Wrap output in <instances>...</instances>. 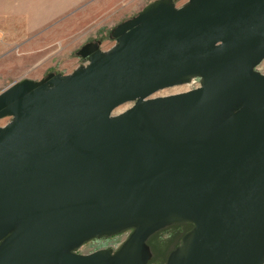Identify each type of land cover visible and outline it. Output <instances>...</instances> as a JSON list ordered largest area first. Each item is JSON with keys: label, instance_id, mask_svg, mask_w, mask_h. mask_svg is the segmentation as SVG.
I'll return each mask as SVG.
<instances>
[{"label": "water", "instance_id": "obj_1", "mask_svg": "<svg viewBox=\"0 0 264 264\" xmlns=\"http://www.w3.org/2000/svg\"><path fill=\"white\" fill-rule=\"evenodd\" d=\"M111 34L0 89V264H147L173 223L164 264H264V0H152Z\"/></svg>", "mask_w": 264, "mask_h": 264}, {"label": "crops", "instance_id": "obj_2", "mask_svg": "<svg viewBox=\"0 0 264 264\" xmlns=\"http://www.w3.org/2000/svg\"><path fill=\"white\" fill-rule=\"evenodd\" d=\"M147 0H0V80L34 79L47 68L48 47L73 32L136 15ZM83 36V37H82ZM76 38V37H75Z\"/></svg>", "mask_w": 264, "mask_h": 264}, {"label": "rangeland", "instance_id": "obj_3", "mask_svg": "<svg viewBox=\"0 0 264 264\" xmlns=\"http://www.w3.org/2000/svg\"><path fill=\"white\" fill-rule=\"evenodd\" d=\"M152 0H147V3H150ZM188 0H174L175 4L182 5L184 2H187ZM131 16H125V18L118 20L115 23L109 24L107 22L102 23L100 25H93L92 30L85 31L83 33V36L85 37L81 38L79 37L80 32H73L72 37H69L68 39V45L67 46H58L56 44L55 46L48 47L47 50H52V55H47V68L44 72H37L36 77L34 79H40L45 78L48 72L53 71L55 73H71L77 66L79 65H86L87 60L83 59L81 56H79L76 51L80 49V46L84 45L87 41L93 40L94 42H97L101 48L103 49H111L115 43V38L112 37L111 31L112 28L119 22L125 21L126 18H129ZM76 37V38H75ZM259 72L261 71L264 73V58L260 61L259 65L257 66ZM33 79V80H34ZM15 79H8V80H0V89L4 88L8 85L11 81ZM188 85L187 84H181V85H173L168 86L167 88H161L156 91L150 96L155 97L158 95L166 96L171 93H181V91L187 90ZM133 104V100H130L126 103H122L115 107L113 110V114L119 113L121 111H125ZM10 117H2L0 118V125H5L9 122ZM130 229H124L120 231L117 234H111L105 236H96L93 239H90L89 241L86 240L81 244V246L75 250L76 253H91L94 252L97 249H111L112 251L117 250L121 247V244L126 239L127 236H129L131 233ZM174 231L170 228H165L162 233H160L159 237L152 239V244L158 246L157 248L160 249L161 246H166L167 239H170L172 237V233ZM151 258L150 262L148 264H162L161 259L159 258L161 255L157 254L154 256V250L151 249Z\"/></svg>", "mask_w": 264, "mask_h": 264}, {"label": "trees", "instance_id": "obj_4", "mask_svg": "<svg viewBox=\"0 0 264 264\" xmlns=\"http://www.w3.org/2000/svg\"><path fill=\"white\" fill-rule=\"evenodd\" d=\"M174 1V0H173ZM192 226V223L187 224H181V223H173L172 225H167L163 228H160V230L156 233L151 234L147 239V244L150 245V249L154 250V256L157 254L161 255L159 258L162 261V264L165 263L167 260L168 254L174 249L175 246L178 245L180 239L183 237V235L187 232V230ZM165 228L172 229L174 232L172 233V237L170 239H167L166 246H161L160 249H158L156 245L152 244V239L159 237L160 233L163 232ZM151 258V257H150ZM152 260V258L150 259ZM148 260V263L150 262ZM147 263V264H148Z\"/></svg>", "mask_w": 264, "mask_h": 264}, {"label": "built area", "instance_id": "obj_5", "mask_svg": "<svg viewBox=\"0 0 264 264\" xmlns=\"http://www.w3.org/2000/svg\"><path fill=\"white\" fill-rule=\"evenodd\" d=\"M185 84L188 85L187 90H188V89H189V90H192V89H194L195 87L201 85V83H200V79H199V77H197V76H194L193 78L190 79V81H188V82L185 83Z\"/></svg>", "mask_w": 264, "mask_h": 264}]
</instances>
